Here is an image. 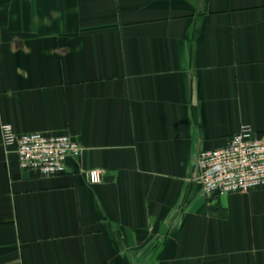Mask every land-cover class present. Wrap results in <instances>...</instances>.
Segmentation results:
<instances>
[{"label":"crops","instance_id":"1","mask_svg":"<svg viewBox=\"0 0 264 264\" xmlns=\"http://www.w3.org/2000/svg\"><path fill=\"white\" fill-rule=\"evenodd\" d=\"M5 122L84 150L24 169ZM243 124L264 135V0H0V264H264V186L199 181Z\"/></svg>","mask_w":264,"mask_h":264},{"label":"built area","instance_id":"2","mask_svg":"<svg viewBox=\"0 0 264 264\" xmlns=\"http://www.w3.org/2000/svg\"><path fill=\"white\" fill-rule=\"evenodd\" d=\"M4 145L15 147L20 165L45 176L67 171V160L81 156L84 147L70 134L40 131L17 133L12 123L1 125ZM199 181L207 195L246 192L264 186V135L243 124L229 142L199 153ZM91 182L101 180V170L88 173Z\"/></svg>","mask_w":264,"mask_h":264}]
</instances>
